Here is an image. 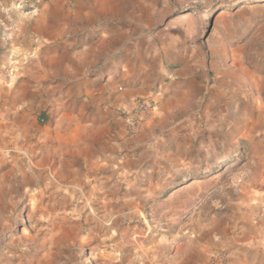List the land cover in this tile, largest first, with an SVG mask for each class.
Segmentation results:
<instances>
[{
	"label": "rangeland",
	"instance_id": "1",
	"mask_svg": "<svg viewBox=\"0 0 264 264\" xmlns=\"http://www.w3.org/2000/svg\"><path fill=\"white\" fill-rule=\"evenodd\" d=\"M45 1L0 0V68L34 87L0 114V264L264 244V0ZM42 17L54 43L28 35Z\"/></svg>",
	"mask_w": 264,
	"mask_h": 264
},
{
	"label": "crops",
	"instance_id": "2",
	"mask_svg": "<svg viewBox=\"0 0 264 264\" xmlns=\"http://www.w3.org/2000/svg\"><path fill=\"white\" fill-rule=\"evenodd\" d=\"M56 2V0H46L42 4L39 3L40 7H38L34 12H39L41 13V15H44V13L49 11L50 5ZM65 2L66 1L64 0V3ZM42 19H44L42 22L33 21L31 26L26 27V29H28V35L33 39L39 40L41 43H54L56 39L54 24L51 26V31L49 29L46 32H41L40 27L41 25H43V22H46L44 17H42ZM48 24L50 23L48 22ZM22 28H24V26H22ZM102 28L108 29L107 25L103 26ZM12 29V34H15V36H17V29H20L19 26L15 25L12 27ZM105 33L106 31H104V35H107V37H111V34ZM24 36H26V34L23 35V37ZM16 40L17 41L13 43L14 45L18 43L20 38L17 37ZM2 60L3 59L0 56V62H2ZM7 73V71H4L0 68V114H2L3 110L8 107L7 100L9 97H16L17 94L21 93V88H34L27 81L18 78L19 72H12L11 74ZM117 73V68L115 66V69L112 68L111 70L105 69V71H99L97 76H107L108 78H111L116 76ZM126 88L128 89L125 92L123 98L127 101H130L135 94V90L131 87ZM237 242L238 244L226 248V263L221 262L217 258H214V260L212 261L210 257L206 264H264V244L259 243L258 240L250 242L247 238L239 240Z\"/></svg>",
	"mask_w": 264,
	"mask_h": 264
},
{
	"label": "built area",
	"instance_id": "3",
	"mask_svg": "<svg viewBox=\"0 0 264 264\" xmlns=\"http://www.w3.org/2000/svg\"><path fill=\"white\" fill-rule=\"evenodd\" d=\"M155 107V101H147V100H138L136 105H135V110L138 112H147Z\"/></svg>",
	"mask_w": 264,
	"mask_h": 264
}]
</instances>
